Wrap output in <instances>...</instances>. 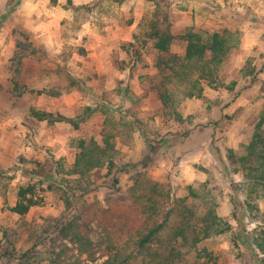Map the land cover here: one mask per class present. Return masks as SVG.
I'll return each mask as SVG.
<instances>
[{"label": "rangeland", "instance_id": "rangeland-1", "mask_svg": "<svg viewBox=\"0 0 264 264\" xmlns=\"http://www.w3.org/2000/svg\"><path fill=\"white\" fill-rule=\"evenodd\" d=\"M157 2L0 0L2 185L7 187L10 207L17 205L19 192L30 187L34 190L28 198L38 203L26 218H21L7 209L0 191V264H17L36 243L39 260H45L44 264L56 260L66 248H70L68 259L63 257L62 264L71 263L73 254L80 264H103L110 258L107 232L112 233L117 222L113 211L120 197L133 186L132 177L139 173L154 179L159 190L170 196L165 198L167 208L176 198L188 197L190 186L207 183L209 189L217 190L218 213L232 230L200 243L201 249L213 254L212 258L204 256L202 264H259L262 254L248 238H243L240 226L243 224L244 231L253 235L258 226L264 225V201L258 204L261 213L245 212L236 217L248 189L243 185V173L234 170L228 151L246 153L245 146L264 108V18L260 15L264 0H166L179 37L190 28L181 31L183 25H177L179 11L203 16V26H195L199 30L213 33L229 29L241 34L240 46L232 50L220 71L225 87H206L204 98L186 100L181 107L185 123L169 119L155 93L144 96L149 89L145 77L158 72V53L147 37L158 10ZM210 16L217 18L218 26L207 23L213 19ZM113 21L120 23L124 31L113 34L103 29ZM136 21L135 30L127 32ZM191 27L196 30L193 24ZM126 32L133 35L132 41L124 38ZM127 43L136 44L137 49L125 50ZM172 50L184 55L186 42L179 39ZM246 72L258 73L259 83L251 86L253 75L246 77ZM233 82H237L234 92L227 89ZM237 93L240 96L235 98ZM132 95L141 98L135 105ZM104 107L115 112L117 118L127 108L137 110L141 120L154 123L159 135L145 138L138 131L129 146L118 141L121 154L115 169L101 170L90 181V189L78 193L69 208L63 184L57 180L49 189L51 181H46L45 176L54 175L48 170L52 162L73 165L82 140H102L107 118ZM88 108L93 112L86 116ZM34 112L49 113L54 118L60 115L85 119L75 125L40 120ZM147 156L153 161L144 166ZM74 216L80 217V224L87 225V247H75L59 233L58 226ZM44 227L54 232L39 233L36 240L32 239L34 228ZM131 236L122 242L123 256L131 250Z\"/></svg>", "mask_w": 264, "mask_h": 264}, {"label": "trees", "instance_id": "trees-1", "mask_svg": "<svg viewBox=\"0 0 264 264\" xmlns=\"http://www.w3.org/2000/svg\"><path fill=\"white\" fill-rule=\"evenodd\" d=\"M157 6L158 10L147 37L153 41L158 53L155 65L158 72L145 77L149 89L144 96L150 92L155 93L167 112L166 116L176 122L185 123L181 107L186 100L204 98L206 87L213 89L225 87L220 71L230 58L232 50L240 46L241 34L229 29L210 33L190 27L183 36L179 37L173 32L169 2L158 0ZM179 39L186 42L184 55L172 50ZM124 47L127 51L137 49L134 43H127ZM252 75L251 72L245 74L246 77ZM258 83L257 73L252 77L251 86ZM236 84L237 82H233L227 89L234 92L233 87ZM262 93L264 98V87ZM238 96L240 93H237L235 98ZM131 99L135 100V105V102L141 98L132 95ZM103 110L107 118L101 132L102 140L95 138L89 142L82 140L73 165L68 166L61 161L52 162L48 170L51 173L55 172L56 176H45L46 181H51L49 189L54 187L53 183L57 180L63 184L61 189L69 208L75 204L78 193L90 189V181L93 177L99 176L101 170L107 169L112 172L115 169L116 160L121 154L117 148L118 141L129 146L133 144L134 134L138 131L142 132L145 138L152 134L159 135L158 130L154 129V123H145L138 117L139 113L135 109L127 108L120 118H117L116 113L109 107H104ZM91 112L93 110L88 108L86 116ZM33 114L40 120L53 119L75 125L85 119V116L67 118L60 115L54 118L52 114L44 112ZM154 149L155 147L152 150ZM245 151L244 155H238L233 150L228 151L234 170L243 173V185L248 189L246 201L243 206L241 205L239 215L236 214L238 218L245 212L261 213L258 204L264 201V108L259 114V121L251 141L245 146ZM147 157L144 166H148L149 162L153 161V157ZM3 175L4 172L0 170V191L4 204L11 213L26 218L31 208L38 205L33 198H28V194L34 190L33 187L22 189L19 192L17 205L10 207L7 201V187L2 185ZM40 176L43 177V174ZM132 179L133 186L120 197L113 211L117 215V222L112 227L114 228L112 233L107 232L108 247L111 248L110 258L103 264H202L201 259L204 256L212 258L213 254L201 249L200 243L232 230L231 224L218 213L217 190L211 187L209 189L207 183L190 186L188 197L176 198L172 207L167 208L165 198L168 199L170 196L159 190L158 182L145 173L136 174ZM262 213L264 215V211ZM79 219L78 216L67 217L64 223L58 226L59 233L75 247L84 248L90 245L89 232L85 230L87 225L80 224ZM49 229L50 227L34 228L32 239L36 240L39 233L54 232ZM240 232L243 233V238H248L262 254L259 264H264V225L258 226L254 234L250 235L244 231V225L241 224ZM5 234L8 236L7 230ZM130 236L131 250L123 256L121 250L125 245L123 246L122 242ZM37 246L36 243L33 248L24 252L23 260L17 264H44L45 260H39ZM69 249L66 248L58 254L56 260L48 259L49 264H62L63 257L68 259ZM71 260V263L67 261L64 263L80 264L74 254Z\"/></svg>", "mask_w": 264, "mask_h": 264}, {"label": "crops", "instance_id": "crops-1", "mask_svg": "<svg viewBox=\"0 0 264 264\" xmlns=\"http://www.w3.org/2000/svg\"><path fill=\"white\" fill-rule=\"evenodd\" d=\"M264 5V4H263ZM179 14H178V16H177V18L176 19H179V22H178V24L177 25H180V26H182V27H180L181 28V31H185L186 30V28L187 27H191V25L193 24L194 25V27L196 26V27H198V28H201V26H203L202 24H203V19H202V17L203 16H197V17H194V14L193 13H188V12H183V11H179L178 12ZM262 14H260V15H263L262 17L264 18V9H263V11L261 12ZM211 15V14H210ZM116 16H115V14H114V16H113V18H115ZM210 17H212L213 19H208V24H211L213 27L214 26H218V20H217V18H215L214 16H210ZM202 22H201V21ZM215 20V21H214ZM175 25V24H174ZM173 25V26H174ZM186 25V26H185ZM137 26V21L129 28V30H127V32L129 31V33H131V32H133L134 30H135V27ZM208 26H210V25H208ZM195 27V28H196ZM175 28H177V27H174L173 28V30H174V33L176 34V32H175ZM103 29H105V30H107L108 32H112L113 34H115V32H118L119 33V31H122L123 30V28L121 27V25H120V23H118V22H115V21H113L112 23H110V24H107V26L105 25L104 27H103ZM124 29H126V28H124ZM196 30H199V29H197L196 28ZM211 30V29H210ZM214 30V29H213ZM124 31V30H123ZM256 33H258V35L260 34V31H259V29H256ZM127 32L125 33V39L127 40V41H132V38H133V35L132 34H130V35H127ZM260 38V37H259ZM257 42H259V39L258 40H256V42H254V43H257ZM246 45V44H245Z\"/></svg>", "mask_w": 264, "mask_h": 264}]
</instances>
